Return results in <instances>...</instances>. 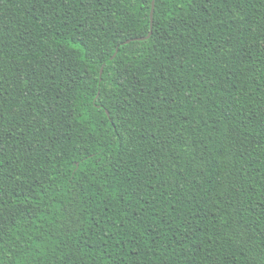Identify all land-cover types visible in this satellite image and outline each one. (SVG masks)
I'll use <instances>...</instances> for the list:
<instances>
[{
  "label": "trees",
  "instance_id": "trees-1",
  "mask_svg": "<svg viewBox=\"0 0 264 264\" xmlns=\"http://www.w3.org/2000/svg\"><path fill=\"white\" fill-rule=\"evenodd\" d=\"M0 264H264V0H0Z\"/></svg>",
  "mask_w": 264,
  "mask_h": 264
}]
</instances>
